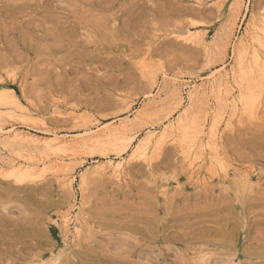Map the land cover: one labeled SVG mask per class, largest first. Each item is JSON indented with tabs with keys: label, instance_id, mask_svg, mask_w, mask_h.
I'll return each mask as SVG.
<instances>
[{
	"label": "rangeland",
	"instance_id": "obj_1",
	"mask_svg": "<svg viewBox=\"0 0 264 264\" xmlns=\"http://www.w3.org/2000/svg\"><path fill=\"white\" fill-rule=\"evenodd\" d=\"M233 1L0 0V90L21 112L0 107L5 133H105L50 157L0 144V264H264V96L248 112L190 98L224 73L237 94L234 45L246 65L264 0L235 17ZM183 111L207 115L191 165L160 134Z\"/></svg>",
	"mask_w": 264,
	"mask_h": 264
},
{
	"label": "bare ground",
	"instance_id": "obj_2",
	"mask_svg": "<svg viewBox=\"0 0 264 264\" xmlns=\"http://www.w3.org/2000/svg\"><path fill=\"white\" fill-rule=\"evenodd\" d=\"M233 2H235V3H234V6H232L233 9H234V12L233 11L232 12L234 14L233 16L235 17V16H237V13H239V9L241 8V5H242L241 2H243V1L242 0H234ZM233 16H232V18H233ZM249 24H250V26H255L256 25V19L253 16H252ZM191 25H193V24H191ZM233 26H235V24ZM231 30H232L231 32H233V28H231ZM200 37H202V35L199 36V38ZM252 37H254V39L251 38V42H253L252 43L253 45H251V46H253V49H251L252 50V53L249 54L250 55V58L248 59V63L246 62L247 63L246 65H244L245 62L243 61L244 60L243 58H245V56L242 55L243 54V49H244L243 46L246 45V43L244 44V42L240 39V41H237L238 43H236L237 44L236 47L234 45V48H235L234 49L235 50L234 52H235V55L237 56V58H236L237 60H235V61H237L235 63V66H236L235 67V71L233 70L234 71L233 72L231 70L233 72L232 75H233V78H234L233 79L234 86H235L236 91H237V94L234 95V97L232 95V92H233L234 88H232L230 86L229 81L225 78L226 77V74L224 73V74H219L217 76H213V78H212L213 80L208 85L206 84L208 87H206V86H205V88L204 87L203 88H201V87H195L192 90L191 94H190V98L191 99H194L195 97H197V95L199 93H202V91H204L205 89H207L209 91L208 94H211V96H213L214 99L217 98V99L221 100V102L226 103L225 104V108L228 106V104L231 105V106L233 105L232 108H233V110L235 112L237 110L236 109V104L237 103H238V105L242 106L243 111H245V110H247L249 108V106L252 107V103L254 101V100L252 101V98L253 97H254V99L255 98L260 99L259 97L264 96V25H263V27L260 30H258L256 32V35L255 36H252ZM197 41H199V42H197L198 44H203L204 43V40L202 38H200L199 40L197 39ZM246 49H248V47H246ZM246 57H247V55H246ZM146 77H147V81H149V82H151L153 80L151 78V76H150L149 73L146 75ZM0 79H1L0 81H4L3 80L4 78L3 79L0 78ZM177 80L178 79L173 78L172 80H167L166 83H168L169 85L172 84L173 85L172 88H174V90H175V87L179 84ZM207 97L208 96L206 95V98ZM251 101H252V103H251V105H249ZM223 103L221 104L222 107H224L223 106ZM18 105H19V102L17 101V99L15 98V96H14L13 93L12 94H8V93H5L4 91L0 90V107L1 106L2 107L3 106H6L8 108H9V106H10V108L13 107L12 109L13 110H16V113H17L20 110L19 109L20 107H18ZM190 109H191V107H190ZM8 110L11 113V110L10 109H8ZM233 110H232V113H233ZM185 111H186V109H185ZM225 111H226V109H225ZM247 112H248V110H247ZM12 113H15V112L13 111ZM187 113H188V111H187ZM187 113H184V111H183V115L181 116V118H178L176 121L171 122L167 126V128H165L163 131L160 132V134L162 135V138H163L164 136H166L167 133H169V132H175L176 133L175 138H174V140L173 139L172 140L176 142L175 145L177 144L178 147L180 148V150L183 152L185 160L186 161L188 160V162L191 161L190 162V165H191V163L194 162V161H192L193 158H195L196 156H199V154L202 153L204 151V149L206 148V146H207V144H206L207 143V140L205 142V139L203 137L204 136L203 129H202V126L205 125L207 115H206V113H204L205 116H203V118H201V120L194 121V122H189L187 120V118H186L187 115H188ZM22 114H23V111H22ZM250 119H248V120H250ZM0 120H1V115H0ZM201 122L204 125H202ZM124 128H125V124H124L123 127H118L116 129H114V130L112 129V130L113 131H118V130L120 131V130H123ZM13 130H12V133H10V131H9V133L7 134V133H5V129L0 124V144L3 145L4 147H5V145L7 146V142L9 143L10 141L14 145H21L24 141H26L25 143H33V144L36 143V145H39V146H36V148H33V150H31V149H28L27 150L26 149L27 150V154H28L29 157H26L25 156L24 158H32L34 155H40V154H42V156L45 155L46 157H50V156H53V155H57V153L59 152V150H57V149L60 148L61 146L65 145V144H68L69 142H76V143L82 142V143H85V144L86 143H90V142L91 143H96V142H99L100 141V138L102 137V134L105 135L104 131H102L103 133H101V132L100 133H98V132L97 133H94L93 132L92 135H89V136H87V137H85V138H83L81 140L80 139L79 140L75 139V140H71V141L69 140L68 141V139H61L60 137L45 138V139L40 138V139H38L36 137V135H32V134L30 136L29 135H24L25 133H23V134L22 133H18V132L15 133L16 130L15 131H13ZM38 133H41V132H38ZM208 134H210V133H208ZM171 135H174V134H171ZM153 137H154V132L151 133V135H148L146 140L147 141H150V140H152ZM154 138H157V137H154ZM161 142H163V141H161ZM159 146H160V144H159ZM159 146L157 148H159ZM161 146H162V144H161ZM208 146H210V145L208 144ZM37 150L40 151V152H38ZM212 150L213 149L209 150L210 153H211V155H212V152L215 151V150L214 151H212ZM7 152H9V151H7ZM10 153L12 154V152H10ZM222 156H223V154H222ZM145 161L149 164V160L147 158L145 159ZM124 165H125V163H120V162L117 163V174L115 175L117 178H120L123 175ZM58 178H60V177H58ZM18 182H22V181L18 180ZM64 219H65V223L67 224L65 227L67 228L69 226L70 218H69L68 215H66V216H64ZM80 224H81V222L79 220H77L74 228L77 230L78 229V226H80ZM67 232H69V231H67Z\"/></svg>",
	"mask_w": 264,
	"mask_h": 264
}]
</instances>
